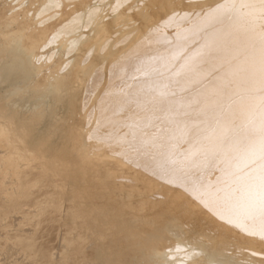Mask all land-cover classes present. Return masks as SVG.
<instances>
[{
  "label": "bare ground",
  "instance_id": "bare-ground-1",
  "mask_svg": "<svg viewBox=\"0 0 264 264\" xmlns=\"http://www.w3.org/2000/svg\"><path fill=\"white\" fill-rule=\"evenodd\" d=\"M65 1L67 2L65 12L51 15L58 22L57 26L53 27L55 37L52 42H59L56 48L57 53L59 52L58 56H62L64 52H67L68 58L74 54L84 56L73 58V66L70 60L64 62V70L69 69V64L72 67L71 71L69 70L71 73L63 76L65 79L63 85H58L62 87V94L71 92L70 97L63 104L68 113L65 120L58 115L60 111H55L51 116L48 114L52 118H49L51 128L45 121L44 127L39 130L52 131L57 128L53 124L63 120L66 122L63 125L68 124L67 132L60 142L53 141L49 144L53 151L50 153H54L49 159L46 152L40 153L38 148L36 149L38 151L33 150L38 152L40 157L37 155V160L36 158L33 160L42 161L41 164L32 161L29 156H36L37 153L32 154L26 150L27 153L24 150L26 147L23 148L27 146L23 142L24 139L19 138L27 133V136L30 135L29 126L27 133L19 132L21 136L16 132L18 139H21L20 143H23L21 144L23 151L17 149L19 146L14 147L21 153L25 151L24 155L31 153L28 159L34 162L37 168L39 164L38 169L41 170L34 168L27 159L25 167L20 165L23 168L13 171L9 177L0 168V186L4 188L3 183L12 184L13 181L18 182L25 178L24 183H28L29 179L31 186L37 182L42 184V187L39 186L40 188L37 189V183H34L35 191L33 186L29 188L30 183H28L29 186L26 184L25 189V184L21 180L19 185H22L20 186L22 188H18L19 193L14 194L18 190H11L13 191L11 195L14 196L9 197L10 191L8 190L6 195L4 190V194L0 195V257L5 252L7 254L9 249L7 250L5 246L8 243V248H11L14 240L12 244L18 245L17 250L22 254L26 253L25 255L31 259L34 258L33 252L39 249L42 260L50 259L49 243L52 245V242L49 239V243L43 240L50 237L49 233L45 234L47 231L53 234L56 231L53 220L54 217L56 219L57 214L53 212H57L60 205L58 203L61 202L56 201L59 196L58 191L60 190L61 194L64 190L62 188L66 186L67 190L69 188L71 190L70 185L73 181L76 185L78 177V182H83L86 189L91 183L86 185L85 181L99 182L102 176L107 179L108 182L104 181L112 188V194L114 196L117 194V199H121L118 207L114 208L117 210L115 214L113 213L110 218L106 216L110 208L108 211L105 210L106 215L101 213L102 217H98L99 215L95 217L100 208L97 207L98 204L97 208L93 207L96 208V212L94 211L96 215L91 212L90 209L93 208L90 205L91 208L88 206L90 209L83 206L86 208L82 207L80 210L82 196H77L78 200H81L77 204L80 205L77 209L83 212L82 214L80 211L78 214L71 210L73 205H70L71 209L65 207L67 211H73L69 213L71 216L69 219L75 217V220L76 218L83 220L79 228L77 226L80 223L71 220L74 224L69 228L70 234L81 235V232L91 230L96 236L105 239V244L102 243L104 245L99 248L103 247L107 251L102 256L103 259L98 258L97 263L181 264L184 261V264H264L262 257L264 253L259 250L264 248V154L260 150L261 137L264 135V0ZM105 10H108V15ZM22 12L27 13L26 10ZM9 32H4L2 35L8 37L6 41L8 46L15 43L13 54L17 53L15 52L17 48L18 53L24 50L25 54H30L31 57L39 56V53H34L40 52L41 49L40 45H37V38L20 36L22 39L20 43L19 36H10ZM94 56H99L102 59L101 63H96L92 59ZM44 81L45 78L37 79V87L40 84L44 86ZM58 86L53 85L51 88L60 89L56 88ZM5 91L6 94L0 96V99H5V105L4 103L0 105L2 111L0 164L3 165L9 163L10 159L15 163L17 157L21 155L19 152L16 153L15 148L13 149L14 143H11V138L8 136L12 131L7 129L9 117L5 114L6 105H9L8 98L19 93V86H12ZM80 92V111H83L84 115L83 118H79L84 119L87 127L84 128L85 124L78 123L80 126L77 125L78 127L74 129L75 126H71L73 107L75 97ZM24 94L20 96L24 97L26 102L30 98L35 100L31 99L24 106L17 107H21V111H18L20 117L23 116L24 108V111H27L25 113L29 114L26 116L29 123L30 121L33 124L37 121L42 123L48 118L44 108L53 101L45 100L37 89ZM20 96L18 98L21 99ZM59 99L55 102H59ZM30 101L33 103L31 104ZM16 105L14 104L13 107ZM22 122L26 121L22 120ZM45 140H47L46 136ZM19 141L15 144L18 145ZM38 146L39 144L36 147ZM44 146L41 148L43 149ZM14 153L18 156L13 155ZM47 163L52 165L49 167L51 169L48 170L49 173L46 171L48 167H44ZM17 167L20 169L19 165ZM33 168L39 171L36 172L38 176L41 172L39 177L34 174ZM14 169L16 170L15 167ZM114 170H117L118 175L120 171L122 174H131V181L141 185L143 190L120 186V180L125 174L117 176ZM32 175L33 179L36 175L39 180L45 177L44 183L36 178V180L32 177L27 178ZM6 177L9 178V182ZM104 181L102 179L103 184ZM103 184L97 187L102 189L103 186H107ZM109 187L104 189L107 190ZM75 188H72V194ZM79 188L75 190L77 193L89 195L84 196V201L88 198L92 200L90 198H93V195L91 197L89 192L91 188H87L89 190L85 191L86 193L79 191ZM67 190L65 189L66 192L69 191ZM150 190L155 191L152 193ZM149 192L165 201L155 199L157 201L151 203L148 201L149 196L147 198ZM77 193L75 192V197ZM67 194L70 195L69 192ZM124 195L126 198L122 199ZM135 195L140 199L137 200ZM133 196L136 198L134 203L131 202L134 200ZM73 197L71 195L72 201ZM49 199H53L55 201L53 205L57 203V207L54 205L55 207L51 206V208L49 205H52V200L51 204L47 203ZM93 200L95 202V199ZM84 201L82 202L85 203ZM75 202L71 204L75 205ZM43 203L45 212L47 206L53 210L51 212L47 209L50 210L47 211L50 212L47 213L48 216L40 207ZM39 208L42 210L38 211ZM147 208L151 210L148 215L144 214ZM77 209L74 206V210L78 211ZM100 209L102 210L103 207ZM112 210L111 213L114 211ZM42 211L44 214L40 213ZM9 212L11 216L8 215ZM23 212L36 215L31 232L34 236L39 229L45 232L44 235L47 236L45 238L41 231L37 234L45 244L48 243L49 248L45 249V252L42 250L47 245L44 244L41 248L43 242L40 239L37 240V242L40 240V243H37L36 239L35 241L32 239V243H29L33 234L29 233L32 236L26 234L30 238L29 242H25L27 238L19 233L25 240L23 243L19 234L11 233V227L16 229L24 218L29 220ZM12 214L13 218H11ZM90 214L95 218L89 217ZM7 215L10 220L19 217L16 220H20L21 223L17 221L20 224L16 222L17 224H14L16 227L13 225L10 227ZM193 218L196 225L192 228H198L204 237L216 234L217 238L200 239L198 235L196 238L189 235L176 243L169 235L172 233L171 229H174L172 227L184 230V221L187 223ZM14 220L11 221L15 222ZM187 224L184 223L186 226ZM7 227H10V230ZM187 229L192 232L198 230L190 227ZM63 232L62 238L65 240L68 234L70 238L66 237L69 240L66 241L72 245L70 250L68 249L70 254H66L70 256L69 264H84L82 256L87 250L83 249L86 237L80 236L81 238L77 239L75 236L77 241L73 244L69 231L63 230ZM194 242L204 252L199 249L196 251L193 246L192 249L182 251L185 249L184 245H194ZM12 246L14 249V245ZM231 246L234 247L233 252H230ZM32 247L36 249L30 256ZM9 252L11 254V251ZM14 252L16 254L18 251L16 252L15 249ZM30 260L28 261L30 264L37 263H32Z\"/></svg>",
  "mask_w": 264,
  "mask_h": 264
},
{
  "label": "rangeland",
  "instance_id": "rangeland-1",
  "mask_svg": "<svg viewBox=\"0 0 264 264\" xmlns=\"http://www.w3.org/2000/svg\"><path fill=\"white\" fill-rule=\"evenodd\" d=\"M66 5H67V2L65 1V0H0V96H2V95H4V94H6V92L7 91H5V90H7V88H11L12 86H15V87H17V85L19 86V93H21V94H24L25 92H26V94H27V91L29 92V91H31L32 89H33V91H35V89H37L41 94H42V96H44L45 97V100H51V101H53V103L52 102H50L49 104H51V105H49L48 104V106H46L45 108H44V110H45V113H47V115H46V117H48L47 119H45L42 123H38V121H37V123H35V124H33V122L32 121H30V123H29V119H27V117L26 116H28L29 114L28 113H25V112H27V111H24L25 109L23 108L22 109V113H23V116L22 117H20V115H19V112L18 111H21V107L20 108H17V107H19V106H21V105H25V104H27L28 103V101L29 100H31L32 98H30L27 102L25 101V99H24V97H22V96H20L21 94H16L15 93V95L17 96H13V95H11L9 98H12V96H13V98L12 99H9L8 98V102L7 103H9V105L7 106L6 105V108H5V114H7V116L9 117L8 119H7V129H9L10 131H12V135L11 134H9L8 136H9V138H11V143L13 144H15L16 142H18L19 140V144L17 145V144H13V149L15 148L14 146H16V148H17V146H19V148H17V149H19V150H21V151H23L22 149L23 148H25L24 150L26 151H28V152H32V154H35V153H37V154H35L36 156H34V155H32V157L31 156H29L31 153H29V155L28 154H26L25 153V155H24V152H19V150H17L16 148V150H17V154H18V152L22 155V156H24V157H22L21 155L19 156V157H17L18 155L16 154V153H14L13 155H17V156H14V157H17V159H16V162L15 163H17V161H18V163L17 164H15L14 163V161H12L11 162V159H10V162L9 163H7V164H5L8 160H6V162L4 163L5 165H3V163L2 164H0V165H2L0 168H1V171L3 172V173H7L6 174V176H11V174L13 173V171L15 172V171H18V170H21V168H23V167H25V165L27 164V162L28 161H26V159L27 160H29L28 158L30 157V158H32V161H34L33 160V158H36V160H37V155H38V152H34L33 150L35 149H37L38 148V150L40 151V153L42 152V153H45L46 152V155H48V159H49V156L52 154V153H50L52 150L50 149V146H49V144L51 143V142H53V141H58V142H60V140H62L64 137V135H66V128H67V126H68V124H65V125H63L64 123H66L65 121H59L58 123H55V124H53V125H56V129H57V131H56V129H52V131H54V132H52L50 129H47V132H45V131H40L39 129L40 128H42V127H44V123H45V121H46V123H47V126L49 127V128H51V126H50V124H49V118H51L50 116L52 115V113L53 112H58V111H60V112H58V113H60V114H58L59 116L61 115L63 118H64V120H65V117L68 115V113L65 111L66 110V107L65 106H63V104H64V101L66 102V100L70 97V95H71V92L69 91L68 93H65V94H62L61 93V89H62V87H59L58 85H63V81L65 80L64 78H63V76H65L66 74H69V72L71 71L70 69L72 68L71 67V65L70 64H72V66H73V63H74V59H76V57H81V58H83L82 56H84V55H81L80 56V54L79 55H77L76 54V56H75V54L73 55V56H71L70 58H68V54H67V52H64V54L61 56H58V54H59V52L57 53V51H56V48H57V46L59 45V42H57V43H55V42H52V40H53V38L55 37L54 36V32H53V27H54V25L55 26H57L56 24L58 23V22H56L55 21V19L53 18V17H51V15L52 14H54V13H56V12H58V13H60V12H65V7H66ZM25 6H28V7H25ZM48 8V9H45V8ZM42 9H44V10H42ZM23 10H26L27 11V13L26 14H23ZM104 12H106L107 13V15L109 14L108 13V10L106 11H104ZM11 30H13L14 32H11ZM8 31H10L9 33H11L10 34V36L12 35V36H19V40H20V43H21V40L22 39H20L21 37L20 36H24V35H28V38H37L38 39V44L37 45H40V52H37V51H35L34 53H39V56H33V57H31V56H29L30 54H25V52H24V50H22L20 53H18L19 51H16L17 50V48H15V52H17V53H15V54H13L12 53V51H14V46H15V43H11L10 44V46H8L7 45V43H6V41H7V39H8V37H4L2 34L4 33V32H8ZM25 32V33H24ZM120 37V36H119ZM15 38V37H14ZM18 39V38H17ZM17 39H16V41H17ZM59 39H61V37H59ZM15 40V39H14ZM62 40V39H61ZM64 41V40H63ZM18 42V41H17ZM52 42V43H51ZM6 48V49H5ZM31 49V48H30ZM36 50V49H35ZM99 56H94V58L92 57V59H94L95 60V62L96 63H98L99 64V62L102 60L100 57V59L98 58ZM74 58V59H73ZM96 58V59H95ZM71 59H73V60H71ZM98 59V60H97ZM70 60V64L68 65V67H69V69H67V70H64L63 69V66H65L64 65V62L65 61H69ZM101 63V62H100ZM70 70V71H69ZM67 71H68V73H67ZM71 73V72H70ZM40 78H45V81H44V83H43V85L44 86H49L48 88H45L44 86H42L41 84L37 87V84L38 83H36V80L37 79H40ZM36 83V84H35ZM53 86V85H57L58 87H56V88H60V89H52L51 88V86ZM6 87V88H5ZM29 89V90H28ZM78 94V96L76 95V97H75V103H74V107H73V105H72V107H73V113H74V115L72 116L73 118V122H71L72 124H71V126H75L74 127V129L75 128H77L78 126H80V125H84L85 127L84 128H86L87 126H86V122H84V119L82 120V116L84 115L83 113V111H80L81 109H80V104H81V102H80V100H81V92H80V94L79 93H77ZM25 95V94H24ZM18 96H20V97H22L21 99L20 98H18ZM16 97V98H15ZM63 98V99H59V98ZM18 98V99H17ZM57 99H59V102L57 101V102H55ZM14 100V102H12V101ZM33 101L35 100V99H32ZM5 99H0V105H3V103H4V105H5ZM16 101V102H15ZM61 101V102H60ZM80 102V103H79ZM30 103L32 104L33 102L32 101H30ZM58 104V106H57V104ZM77 103V104H76ZM16 105L15 107H13V105ZM54 104V105H53ZM10 106H12V108L10 107ZM54 106V107H53ZM56 106V107H55ZM62 106L64 107V108H62ZM51 107V108H50ZM8 108H10V109H8ZM47 108V109H46ZM54 108V109H53ZM55 108H56V110H55ZM48 109H50V110H48ZM47 110H48V112H47ZM78 110V111H77ZM79 112H80V114H79ZM83 112V113H82ZM0 113H2V111L0 110ZM50 116H49V115ZM77 114H79V116L77 115ZM25 117V118H24ZM76 117V118H75ZM79 117H82V118H79ZM21 118H23V119H21ZM12 119H15V120H12ZM52 119V118H51ZM80 119V120H79ZM22 120L24 121H26V122H22ZM71 120V119H70ZM82 120V121H81ZM14 121V122H13ZM10 122V123H9ZM12 122V123H11ZM82 122V123H81ZM84 122V123H83ZM21 123V124H20ZM23 123V124H22ZM78 123L80 124V125H78ZM14 124V125H13ZM20 125H22V126H20ZM52 125V126H53ZM78 125V126H77ZM27 128H26V127ZM28 126H29V130H28ZM46 126V127H47ZM25 127V129H23ZM62 127V128H61ZM72 127V128H73ZM32 129H34V131L32 130ZM17 130V131H16ZM29 131V133H30V135L29 136H27V132ZM35 130H36V132H35ZM37 130H39V131H37ZM27 131V132H26ZM16 132H18V134H19V132H20V134L22 133V134H25V132L27 133L25 136H27V137H25L24 135H20L19 134V136H21V137H19V138H23L24 139V141H23V139H22V141L24 142V143H26V145L27 146H23V148H22V145L21 144H23V143H20L21 142V139H18V134L16 133ZM34 132V133H33ZM49 132V133H48ZM61 132V133H60ZM51 133H53L52 135H51ZM45 136H46V139L47 140H45ZM48 136H50L49 138H51V139H49V138H47ZM60 136V137H59ZM25 137V138H24ZM44 137V138H43ZM30 138V139H29ZM31 138H33V139H31ZM39 138V139H38ZM59 139V140H58ZM43 140H45L43 143H42V141ZM48 141V142H47ZM46 142V144H44ZM39 144V146L38 147H36L37 145ZM40 144H42V146L43 145H45L44 147H43V149L41 148L42 146L40 145ZM55 145V143L53 144V146ZM34 147V148H33ZM39 147H40V149H39ZM28 148V149H27ZM46 148V149H45ZM32 149V150H31ZM1 150V149H0ZM38 150H36V151H38ZM44 152H43V151ZM47 150V151H46ZM50 150V151H49ZM26 151V152H27ZM27 152V153H28ZM34 152V153H33ZM53 152V151H52ZM39 153V154H40ZM48 153V154H47ZM50 153V154H49ZM54 154V153H53ZM52 154V155H53ZM13 155H12V157H13ZM51 155V156H52ZM27 156V157H26ZM29 156V157H28ZM34 156V157H33ZM55 156V155H54ZM38 157H39V155H38ZM19 158H21L20 159V162H19ZM25 158V159H24ZM40 158V157H39ZM38 158V159H39ZM23 159V160H22ZM12 160H15L14 158H12ZM35 160V161H36ZM40 160H42V159H40ZM30 161V160H29ZM32 161H30L29 163H32L33 165H34V168L36 167V162L34 163V162H32ZM39 161V160H38ZM47 161H49V160H47ZM25 162H26V164H25ZM40 162H42V161H40ZM40 162H37V163H39V164H41ZM12 163H14V164H12ZM50 163V162H49ZM25 164V165H24ZM32 164H30V166H32ZM39 164H38V168H40L39 167ZM48 164V163H47ZM44 165V167H48V169L46 170L47 171V173H49L48 172V170L49 171H51V169L49 168L50 167V165L51 164H48V165ZM17 165H19V167H20V169L17 167ZM20 165H22V166H20ZM13 166V167H12ZM29 166V165H28ZM28 166H26V168H28ZM29 166V167H30ZM52 166V165H51ZM14 167L16 168V170L14 169ZM33 168V170H35ZM37 168V167H36ZM37 168V170H41V169H38ZM18 169V170H17ZM25 169V168H24ZM23 169V170H24ZM29 169V168H28ZM32 169V168H31ZM37 170H35L34 171V174H37L36 172H38L39 173V171H37ZM74 170V173H75V169H73ZM1 171H0V173H1ZM117 171V170H116ZM115 170H114V174L116 175V172ZM78 172V171H77ZM116 172V173H115ZM52 173V172H51ZM120 174H122L121 173V171L119 172ZM33 174V175H34ZM40 174H41V172H40ZM40 174H39V176H40ZM42 174H44V172H42ZM119 174V175H120ZM123 174H125V176L123 175ZM122 175H123V179L122 180H120V186H123V187H125V188H128V187H136L137 189H139V188H141V189H139V190H143V188H142V186L141 185H137V183H135L134 181H131L132 179H131V174H127L126 175V173H123ZM30 176V177H27V178H30L31 179V177H32V179H33V177L34 176ZM118 175V173H117V176H119ZM38 176V174H37V177H39ZM42 176V175H41ZM8 177H6V180H8V182H9V178ZM36 177V175H35V178L36 179H38ZM43 177V176H42ZM41 177V178H42ZM8 178V179H7ZM26 178V179H27ZM33 179V180H36V179ZM40 178V179H41ZM79 178V177H78ZM78 178H76L77 180V182H78ZM23 179H25V178H23ZM23 179H21L22 180V182L24 181ZM44 179H45V177H44ZM44 179L42 178L41 180H39L38 179V181L40 182L41 181V183L44 181ZM101 180L99 181V182H101V183H99L98 181H92V182H94V183H92L91 181H85L86 183V185H88L89 183H91L90 185H88L89 187H87L86 186V189H85V185H83V182H81V181H79L78 183L81 185H79L77 182H76V185H75V181H73V184L72 185H74L76 188L78 187H80L79 188V191H81L82 193H86V192H88V190L90 189V190H92V191H90L89 190V192H91L90 193V195H91V197H92V195H93V198H90V199H95V202H94V200H93V203H91L92 202V200H89V198L88 199H86V201H84L85 199H84V196H87L88 194L86 193V195L85 194H82V195H80V193H77V191H75V190H78V188L76 189L74 186H72V185H70L71 186V190H73L74 188H75V190H74V192H73V194L71 193L72 191L70 190V188L67 190V186L65 187V188H62V187H60V188H62V189H64L63 191H62V193L60 194V190L58 191L59 192V196H62V197H59L57 194V200L56 201H61V202H59L58 204H60L59 205V208L57 209V212L56 213H54L53 212V210H51V206H56V204H54L53 205V202H55L54 200V198L56 197V195H54V194H52V195H54L55 197H53V199H49L50 201L49 202H47V203H50L51 202V200H52V205H49V204H47L46 202H44V203H46L47 205H49L51 208H49V206H47V209H50L51 210V212H53V214H57V217H56V219H55V215L53 216L54 217V222H53V224H54V229L56 230H53V229H51V230H53V232H54V234L53 233H51L50 231L48 232L47 231V233H45V232H42L40 229L38 230V232H37V234L39 233V231H41V234L42 235H44V233L45 234H48L49 233V236L50 237H48L47 239L45 238V236L46 235H44V237L43 238H45L43 241H47L48 242V239H49V241L50 242H52V245H50L51 243H49V247H48V243H44L41 239L42 238H40L41 236L39 235V237H38V235L36 234L35 236H34V234L31 232L32 231V228H33V223H34V218H35V214L34 215H32L31 213H25V212H23L25 215H27L29 218V220L27 221V220H24L23 219V221H22V224L21 225H17V227L14 225V224H17L18 222L17 221H19L20 222V220H16V218L17 219H19V217L21 216V217H23L22 215H20V214H16V215H20L19 217H15V220L14 219H11V220H14L15 222H12L11 220H10V217L9 216H11V212H9L8 213V217H7V221H8V223L10 222V227L13 225V226H15L16 227V229L15 228H13V227H11V230H10V227L8 228L10 231H12L11 233H17V234H19V233H21L22 235H23V237L26 239V241L25 240H23L24 238L22 237V235H20L21 236V238L20 239H22L23 240V243H24V241L25 242H29V236H32V235H30V234H33V236L30 238V241L32 240V239H34V240H32V241H35V239H36V242H37V240L38 239H40L41 240V242H43L42 243V245H40V244H35V245H40V247L41 246H43L44 244L45 245H47V246H45V248L42 250V252L45 250V249H50L51 251V253L49 254V256L51 255V258L49 259L48 258V260H42L41 258H40V253H41V251H40V247H37V246H35V247H37L39 250H37L36 252L34 251L33 253H35V254H33L34 255V258L32 257V259L34 260H32L29 256H27V255H25L26 253H23L22 254V252H19V250H17L18 248H16L17 246H16V244L14 243V244H12L13 242H14V240H13V242L11 243V248H8L9 247V244L7 243V246H5L6 247V249L8 250V252H7V254H6V252L5 253H3L2 255L3 256H1L0 257V264H30L28 261L30 260V262H37L36 264H69V261H70V256L69 255H66L67 253L68 254H70V252L68 251V249L70 250V248L72 247V245L70 244H68L69 242H67L66 241V239L69 237L68 236V234L66 235V237H65V240H64V238H62L63 237V234H64V232H63V230L66 232V231H69V235L71 236V241H72V243L74 244V242L75 241H77V239H79V238H81L80 236H82V238L84 237H86V239H85V243H84V245H83V249L84 250H86V251H84V253H85V255H83L82 257L84 258V264H99L100 262H98L97 263V261H98V258H104V257H102L105 253H106V249H104L103 247L102 248H99V247H101V245H104L105 244V239L102 237H100V236H98V237H100V238H98L97 236H96V234H94L95 232H91V230H90V232L89 231H83V232H81L80 234L81 235H77V234H70V230L71 229H69L74 223V221H78L80 224L77 226V228H79L83 223V220L81 219V218H76V220H75V217L73 218V219H69L71 216L69 215V213L70 212H75V213H78L79 214V211L82 209V207L83 206H86L87 207V209L91 206L92 208L93 207H96L97 206V204H98V206L97 207H99L100 206V208L101 207H103V209L101 210L100 208H99V211L101 210V212H99L98 211V209H97V211L98 212H96L95 211V209L97 208H93V209H90V210H92L91 212H96V214H95V212H94V215H96L95 217H97L98 215V217H102L104 214H105V210H109L110 208V211L113 209L114 210V208H116V206L118 207V204H120V201L119 200H121V199H117V194L114 196V194H112L113 193V190H112V188L111 187H109L107 184H106V182H108V181H106L105 179H104V177H102L101 176V178H100ZM102 179H103V181L105 182V184L107 185V186H103L102 187V189H99L97 186H102L101 184H103L102 183ZM20 180V181H21ZM90 180V179H89ZM110 180V179H109ZM12 181V180H11ZM20 181H15V182H17L18 183V185H17V183H15L14 181L12 182V184L9 182H6V183H8V184H5V183H3V186L5 185V187L3 188L2 186H0V195L1 194H4L3 193V191L5 190V193L6 192H8V190L10 191V193H9V197H13L14 196V194L15 193H19V190H18V188H22V187H20V186H22V185H19V182ZM25 182V181H24ZM23 182V183H24ZM28 183H30L29 185H30V187L29 188H31L32 186L34 187L33 188V190H35L36 189V187L34 186V183H33V181H32V183H33V185L31 186V181L29 182V179H28V181H27ZM97 182V183H96ZM22 183V184H23ZM28 183H24L25 184V189H26V184L28 185ZM37 183V182H36ZM35 183V184H36ZM44 183V182H43ZM16 184V185H15ZM23 184V185H24ZM92 184H95V186L94 185H92ZM98 184V185H97ZM105 184H103V185H105ZM116 184H118V183H116ZM28 185V186H29ZM17 186H19V187H17ZM36 186H38V188L37 189H39L40 187L39 186H41L42 187V184H39V183H37L36 184ZM62 186V185H61ZM92 186V187H91ZM118 186V185H117ZM6 187H7V191H6ZM69 187V186H68ZM81 187H83V189H81ZM94 187H96V189H93ZM105 187H109V188H107V190L106 189H104ZM9 188V189H8ZM57 188V187H56ZM73 188V189H72ZM87 188H89L88 190H87ZM15 189V190H14ZM24 189V188H23ZM22 189V190H23ZM24 189V190H25ZM58 189V188H57ZM65 189L69 192V194L70 195H68L67 193L68 192H66L65 191ZM11 190H14V191H16V190H18V192H14V194L13 195H11V193L13 192V191H11ZM23 190V191H24ZM32 190V189H31ZM95 190V191H94ZM21 191V190H20ZM23 191H21V192H23ZM28 193H29V191L28 190H26ZM36 191V190H35ZM57 191V190H56ZM84 191V192H83ZM86 191V192H85ZM94 191V192H93ZM111 191V192H110ZM152 193L155 191V190H150ZM20 192V193H21ZM25 192V191H24ZM31 192V191H30ZM33 192V191H32ZM66 192V193H65ZM75 192L78 194V195H76V197H75ZM147 192H148V190H147ZM94 193V194H93ZM150 193V192H149ZM8 193H6V195H7ZM63 194V195H62ZM65 194V195H64ZM147 194V193H146ZM151 194V193H150ZM150 194H147V198H148V196H149V200L148 201H150L151 203L152 202H156L158 199L160 200V201H165L163 198H156V195L154 194V195H152L151 194V196H154V197H152L151 198V196H150ZM50 195V194H49ZM49 195H47L48 197H49ZM71 195H72V197L74 198V202L75 201H77L78 200V198H77V196L78 197H83V199H81L82 201H84L85 203H83L81 200H78L77 202H75L76 204L74 205V204H71V202H73L72 200H71ZM95 195V196H94ZM3 196V195H2ZM1 196V197H2ZM70 196V197H69ZM89 196V195H88ZM138 195H135V197L137 198V200H139L140 199V197H137ZM4 197V196H3ZM7 197V196H6ZM134 196H133V201H131V202H133L134 203V201H136V198H135ZM8 198V197H7ZM49 198H51V195H50V197ZM76 198V199H75ZM85 198H87V197H85ZM124 198H126L125 197V195L123 196V198L122 199H124ZM130 198V197H129ZM129 198H127V201H128V199ZM144 199H146L147 200V198H145V197H143ZM48 199V198H47ZM47 199H45V201L47 200ZM131 199V198H130ZM130 199H129V202H130ZM155 199H157V200H155ZM117 200V201H116ZM126 200V199H125ZM132 200V199H131ZM48 201V200H47ZM80 201H81V205L82 206H80V205H77V204H79L80 203ZM127 201H125V202H127ZM98 202V203H97ZM117 202H119V203H117ZM130 202V203H131ZM138 202V201H137ZM44 203L40 206V207H42V209L45 207H43V205H44ZM50 203V204H51ZM88 203H90V204H88ZM128 203V202H127ZM45 204V205H46ZM84 204V205H83ZM92 204V205H91ZM93 204H95V205H93ZM70 205H73L72 206V209H71V207H70ZM90 205V206H89ZM127 205V204H126ZM54 206V207H55ZM68 206V208L70 207V209L71 210H73V211H71L70 209V211H67V209L65 208V207H67ZM74 206L76 207V209L79 207V209H77L78 211H76V210H74ZM89 206V207H88ZM108 206H109V208H108ZM113 206V207H112ZM115 206V207H114ZM123 206H125V204H123ZM57 207V206H56ZM85 207V208H86ZM104 207H107L106 209L104 208ZM84 207H83V209H85ZM41 208H39V210L38 211H40V210H42ZM46 209V212H45V209H43L44 210V213H46L45 215H47L48 216V214L50 213V212H47V211H50V210H47ZM65 209H66V211H65ZM18 210V209H17ZM112 210V211H113ZM55 211H56V208H55ZM110 211H108V212H110ZM117 210H114L112 213L110 212V214L107 212L105 215L106 216H108V218H110V216L114 213V212H116ZM88 212H90V211H88ZM87 212V213H88ZM141 212V211H140ZM40 213H43V211L42 212H40ZM43 213V214H44ZM48 213V214H47ZM83 212H81L80 211V214H82ZM99 213V214H98ZM101 213H103V215L101 214ZM149 213H151V210L149 209V208H147L145 211H144V214H146V215H148ZM42 214V215H43ZM71 214V213H70ZM77 214V215H78ZM102 216H101V215ZM115 214V213H114ZM15 215V214H14ZM15 215V216H16ZM69 215V216H68ZM73 215V214H72ZM91 215H93V214H90L89 215V217H91V218H93L94 216H91ZM51 216H52V214H51ZM68 216V217H67ZM14 216H13V214H12V217L11 218H13ZM65 217V218H64ZM94 217V218H95ZM113 217H114V215H113ZM115 217H116V215H115ZM21 219V218H20ZM66 219H67V221H66ZM114 219V218H113ZM10 220V221H9ZM55 220L56 221H58L57 223L55 222ZM73 222H72V221ZM185 220V219H184ZM183 220V221H184ZM195 219L193 218V219H189L188 220V224L184 221V223L185 224H187V226L186 225H184V223H183V227L185 226L186 228H191V229H194V230H196V229H198V228H192L193 226H195L196 225V223H195V221H194ZM187 221V220H186ZM192 221V222H191ZM12 222V223H11ZM17 222V223H16ZM21 223V222H20ZM20 223H18V224H20ZM47 223L49 224V221L47 220ZM70 224V225H68V224ZM45 224H46V221H45ZM52 224V223H51ZM69 227H68V226ZM68 227V229L69 230H67L66 228ZM184 227V230H181L180 228L179 229H176L175 227H172V228H174V229H171V231H172V233H168L169 235H171L172 236V238L174 239V241L177 243V242H181V241H179V240H181V239H183L184 237L186 238V236H189V235H193V236H195V238L197 237V235L199 236V238L200 239H204V238H206V239H214V238H217V235L216 234H213V235H211V236H206V237H204V235L200 232V230L198 229V230H196V232H192V231H190V229H187L186 230V228ZM7 229V230H8ZM15 229V230H14ZM66 229V230H65ZM104 230H106V229H104ZM73 232H76V231H73ZM106 232V231H105ZM104 232V233H105ZM107 232H109V229H108V231ZM30 233V234H29ZM93 233V234H92ZM26 234H29V236H26ZM53 234V236L51 237V235ZM107 235L109 234V233H106ZM91 235H92V237H91ZM73 236V237H72ZM75 236H77V239L76 238H74ZM106 236V235H105ZM37 237V238H36ZM47 237V236H46ZM79 237V238H78ZM90 237V238H89ZM96 237V238H95ZM70 238V237H69ZM68 238V239H69ZM72 238H74V240H72ZM89 238V239H88ZM93 238H95V241H93L94 239ZM67 239V240H68ZM88 239V240H87ZM91 239V240H90ZM101 239H103V240H101ZM40 240L38 241L39 243H40ZM192 240V239H191ZM32 241L31 242H29V243H32ZM69 241V240H68ZM98 241V242H97ZM103 241V242H102ZM37 242V243H38ZM10 243V242H9ZM33 243H35V242H33ZM71 243V242H70ZM95 243H96V245H95ZM102 243H104V244H102ZM195 244V246L194 245H190V244H187L186 246H188V247H186L185 245L183 246V247H185V249L183 250L182 248V251H187V249H192L193 247L195 248V250L196 249H199L198 248V246H197V244H196V242H194ZM4 244V243H3ZM4 245H6V244H4ZM4 245H3V247H4ZM12 245H14V249H13V246ZM88 247H86V246ZM92 245H94V246H92ZM190 245V246H189ZM182 246V245H181ZM191 246H193V247H191ZM47 247V248H46ZM97 247V248H96ZM176 248H177V246H175ZM25 248V247H24ZM29 248H31V247H29ZM42 248V247H41ZM91 248H93V249H91ZM233 248L234 247H230V249H232L230 252H233ZM15 249H16V252L18 253H16L15 254ZM20 249V248H19ZM34 249H36V248H33L32 247V249H31V254H30V256H32V251L34 250ZM228 249H229V247H228ZM6 250V251H7ZM22 250V249H21ZM200 250V249H199ZM262 253H264V248H262V249H259ZM9 251H11V254H10V252ZM23 251V250H22ZM30 251V250H29ZM38 251H40V253L38 252ZM46 251H48L49 252V250H46ZM102 251V252H101ZM181 251V250H180ZM197 251V250H196ZM195 251V252H196ZM200 251H202V252H204L203 250H200ZM235 251H236V249H235ZM234 251V252H235ZM12 252H14V253H12ZM26 252V251H25ZM39 254H38V253ZM45 252V251H44ZM229 252V251H228ZM237 252V251H236ZM19 253H21L20 255H19ZM39 255L38 256V258H36L35 256L37 255V254ZM47 253V252H46ZM95 253V254H94ZM177 254V253H176ZM229 254V253H228ZM19 255V256H18ZM100 255V256H99ZM231 255V254H230ZM60 257V258H59ZM94 257L96 258L97 257V259H94ZM170 257V256H169ZM174 257H176L175 255H174ZM262 257H264V255H262ZM30 258V259H29ZM36 258V259H35ZM171 259V258H170ZM69 260V261H68ZM186 263V262H185ZM101 264H103V263H101ZM181 264H184V261L183 262H181Z\"/></svg>",
  "mask_w": 264,
  "mask_h": 264
},
{
  "label": "snow or ice",
  "instance_id": "snow-or-ice-1",
  "mask_svg": "<svg viewBox=\"0 0 264 264\" xmlns=\"http://www.w3.org/2000/svg\"><path fill=\"white\" fill-rule=\"evenodd\" d=\"M260 150H261V153L264 154V135H262L261 137Z\"/></svg>",
  "mask_w": 264,
  "mask_h": 264
}]
</instances>
